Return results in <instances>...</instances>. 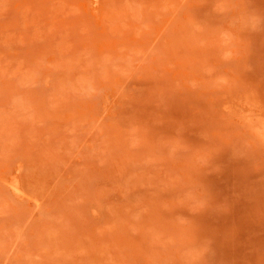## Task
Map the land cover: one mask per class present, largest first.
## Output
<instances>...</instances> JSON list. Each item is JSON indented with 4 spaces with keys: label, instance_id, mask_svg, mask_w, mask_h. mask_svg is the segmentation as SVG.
I'll return each mask as SVG.
<instances>
[{
    "label": "rangeland",
    "instance_id": "obj_1",
    "mask_svg": "<svg viewBox=\"0 0 264 264\" xmlns=\"http://www.w3.org/2000/svg\"><path fill=\"white\" fill-rule=\"evenodd\" d=\"M0 264H264V0H0Z\"/></svg>",
    "mask_w": 264,
    "mask_h": 264
}]
</instances>
